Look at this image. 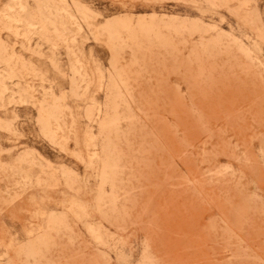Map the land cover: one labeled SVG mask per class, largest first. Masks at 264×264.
I'll use <instances>...</instances> for the list:
<instances>
[{
  "label": "rangeland",
  "instance_id": "374dc122",
  "mask_svg": "<svg viewBox=\"0 0 264 264\" xmlns=\"http://www.w3.org/2000/svg\"><path fill=\"white\" fill-rule=\"evenodd\" d=\"M0 61V264H264V0H0Z\"/></svg>",
  "mask_w": 264,
  "mask_h": 264
},
{
  "label": "bare ground",
  "instance_id": "6f19581e",
  "mask_svg": "<svg viewBox=\"0 0 264 264\" xmlns=\"http://www.w3.org/2000/svg\"><path fill=\"white\" fill-rule=\"evenodd\" d=\"M40 1V0H39ZM205 1H207V0H205ZM210 2H211V0H210ZM41 4V3H40ZM215 4V3H214ZM250 5V4H249ZM211 6H212V4H211ZM245 6H247L246 4H245ZM75 7V6H74ZM24 9H26V8H24ZM23 9V10H24ZM38 10H40V8H38ZM46 11V10H45ZM41 11H39V13H40ZM51 12V11H50ZM20 13V12H19ZM249 14V13H248ZM45 15V14H44ZM252 15V14H251ZM56 17V16H55ZM20 19V18H19ZM254 21V20H253ZM229 37V36H228ZM1 62V61H0ZM4 62V61H3ZM263 68V67H262ZM8 69V68H7ZM11 72V71H10ZM13 72V71H12ZM14 76V74L12 75V77ZM4 86V85H3ZM2 92V91H1ZM5 92V91H4ZM3 92V93H4ZM1 96H2V94H1Z\"/></svg>",
  "mask_w": 264,
  "mask_h": 264
}]
</instances>
